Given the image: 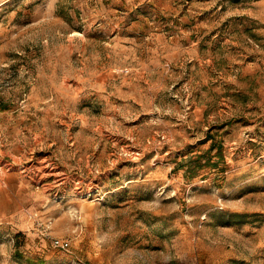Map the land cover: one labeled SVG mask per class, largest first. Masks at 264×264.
<instances>
[{
  "label": "rangeland",
  "instance_id": "obj_1",
  "mask_svg": "<svg viewBox=\"0 0 264 264\" xmlns=\"http://www.w3.org/2000/svg\"><path fill=\"white\" fill-rule=\"evenodd\" d=\"M0 264H264V0H0Z\"/></svg>",
  "mask_w": 264,
  "mask_h": 264
},
{
  "label": "built area",
  "instance_id": "obj_2",
  "mask_svg": "<svg viewBox=\"0 0 264 264\" xmlns=\"http://www.w3.org/2000/svg\"><path fill=\"white\" fill-rule=\"evenodd\" d=\"M55 242L57 243V240H55Z\"/></svg>",
  "mask_w": 264,
  "mask_h": 264
}]
</instances>
